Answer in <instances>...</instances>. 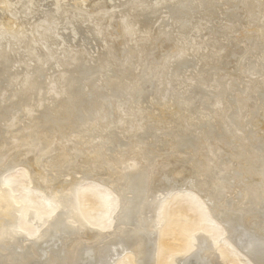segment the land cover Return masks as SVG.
I'll use <instances>...</instances> for the list:
<instances>
[{"label": "bare ground", "instance_id": "bare-ground-1", "mask_svg": "<svg viewBox=\"0 0 264 264\" xmlns=\"http://www.w3.org/2000/svg\"><path fill=\"white\" fill-rule=\"evenodd\" d=\"M226 1L0 0V264H154L183 190L219 234L202 221L177 264L223 242L264 264V0Z\"/></svg>", "mask_w": 264, "mask_h": 264}, {"label": "rangeland", "instance_id": "rangeland-1", "mask_svg": "<svg viewBox=\"0 0 264 264\" xmlns=\"http://www.w3.org/2000/svg\"><path fill=\"white\" fill-rule=\"evenodd\" d=\"M64 30L60 32H63ZM68 31H70V29H68ZM38 34L39 33H37V35ZM260 131L261 130H259V133ZM12 171L14 170L12 169L11 171H8V173L5 176L11 174ZM16 180L19 182L21 188H24L23 190L30 193V195L37 196L39 199L45 197L42 196L40 192L34 191V190H38V187L29 186L28 179L24 176L23 173L20 174L16 173ZM16 183L13 182L11 185V191L13 196H16V194H18L16 190L17 188ZM83 184H91L92 186H96L99 190H104L103 185L98 182V178L95 176L84 179ZM180 193L187 194L185 195L184 198L186 200V207L184 208V210L193 213V215L188 214L185 216L182 214L183 202L177 198L175 199L174 203L169 205L168 209L164 213H161L159 219L158 217L156 218V221L158 223L157 234H156L157 256L154 264H177L179 258L176 257H179L180 254L182 255L184 251L187 249V247L189 246V242L191 240V235L194 233L193 230H195L198 227V224L201 225L202 221L208 223L207 226L208 229L209 228L214 229L216 234H219V229L216 228L215 223L210 219H208V215L206 213V207L201 203L200 199L196 195H194V193L191 194V191L183 190ZM115 197H116L115 195L112 194L109 195L110 208L107 210L108 218L110 214L113 213V211H115L116 208ZM47 199L49 200V198ZM49 204L51 206H54V204H52L51 201L49 202ZM96 209L97 207L95 206L94 210ZM105 217L100 218L99 221L100 225L106 222L107 216ZM90 218H93V215ZM86 225L91 231H96L95 229H97L96 227H91L88 224ZM99 230L100 229H97V231ZM219 247L227 252L224 253L223 260H221L222 255L216 252L219 255L218 257L219 260H221L222 264H252V262L247 257H245L239 250L233 247V245L230 244L229 242H223V244L219 245ZM113 264H136V263L130 254H125L120 259H117Z\"/></svg>", "mask_w": 264, "mask_h": 264}, {"label": "water", "instance_id": "water-1", "mask_svg": "<svg viewBox=\"0 0 264 264\" xmlns=\"http://www.w3.org/2000/svg\"><path fill=\"white\" fill-rule=\"evenodd\" d=\"M227 4H230L229 3V0H227L226 1V3H225V5H227ZM225 5H224V7H225ZM173 21H175V20H173ZM62 22H59V23H57V24H55L54 25V28H53V30L56 32V35H57V37L59 36L60 38V41H65L66 42V37H65V34L64 33H61L60 31L61 30H64V29H68V28H70V26L69 25H64V24H61ZM55 34V33H54ZM70 36V35H69ZM38 39H40L41 37H43L40 33L38 34ZM47 50V49H46ZM21 68V67H20ZM109 72V71H108ZM104 77V76H103ZM109 78V77H108ZM104 79H105V77H104ZM106 80V79H105ZM73 81H75V80H71L70 82H69V85L67 86V91H68V93L67 94H65L63 91H62V89H61V91H59L58 92V89L56 88L55 90H54V93H53V95H52V97H51V101H50V105H49V108H51L52 110H57L56 112H59V113H61L62 114V109L64 108L63 106H64V104H63V102H64V100L66 99V97H67V95H69V94H71V96H73V94H72V91L75 89V85L77 84V83H75V82H73ZM63 82H64V80H63V78H62V84H63ZM54 84H56V86L58 87V83L56 82V83H54ZM84 84H85V87L82 89L83 90V92H86V91H89V90H93V89H91V87H89V90H87L88 89V82L86 81V82H84ZM62 86L60 85V88H61ZM70 87H71V89H70ZM104 87V86H103ZM108 86H106V88H107ZM21 94H24V90L22 89L21 90V93H19V94H17L16 96L19 98V97H21ZM46 102H47V100H44L43 101V104H44V106H45V104H46ZM28 106V105H27ZM243 108H244V106H243ZM28 109V117L29 116H31V115H33L34 114V118L33 119H31V121H34L35 119H36V117H37V115H38V112H39V107L37 106V108L35 107V106H32L31 104H29V108H27ZM59 113H57V116H60L61 114H59ZM98 113H100V112H97L96 113V115H98ZM12 124V119L10 120V122H9V124L8 125H11ZM188 128H189V126H187ZM13 151H14V149H13ZM12 151V149L10 148V150H9V152L10 153H12L13 152ZM7 155H9V154H6V156Z\"/></svg>", "mask_w": 264, "mask_h": 264}]
</instances>
